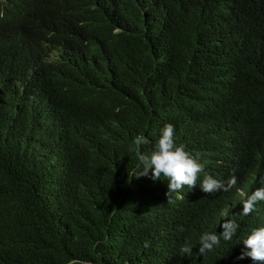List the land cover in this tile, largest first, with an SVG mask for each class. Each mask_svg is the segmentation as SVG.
<instances>
[{"label": "trees", "instance_id": "obj_1", "mask_svg": "<svg viewBox=\"0 0 264 264\" xmlns=\"http://www.w3.org/2000/svg\"><path fill=\"white\" fill-rule=\"evenodd\" d=\"M226 15L248 56L223 64L217 53L229 44L214 23ZM263 17L264 0H0L9 61L26 27L65 120L51 139L56 153L45 154L23 120V77L0 78V264H257L239 258L254 227L241 203L221 213L228 191L199 193L192 218L201 236L234 220L231 241L199 255L201 236L184 221L179 243L192 256L155 252L145 230L169 181L137 177L142 165L129 149L143 135L140 152L150 154L168 123L186 150L203 141L207 162L262 142ZM220 114L235 119L230 138L214 131Z\"/></svg>", "mask_w": 264, "mask_h": 264}, {"label": "clouds", "instance_id": "obj_2", "mask_svg": "<svg viewBox=\"0 0 264 264\" xmlns=\"http://www.w3.org/2000/svg\"><path fill=\"white\" fill-rule=\"evenodd\" d=\"M227 19L226 15L214 23L215 28H221L223 40L229 44L217 53L223 64L226 57L231 58L235 54L241 61L248 56L246 52L241 57L240 52L247 43H237ZM262 21L264 22V17L259 23ZM26 34L25 27L18 37V55L11 61L8 59L6 39L0 34V78L4 83L21 74L23 81L20 80L19 84L22 94L17 98L23 99L27 108L23 120L29 124L30 136L35 139L33 142L42 152L53 156L56 151L51 139L64 131L65 120L55 107L45 87L44 78L38 74L41 58L32 54L26 42ZM240 45L242 46L239 47ZM7 63L11 65L8 66ZM220 115L218 120H214V131L217 134L220 131L221 137L230 138V132L234 129L231 123L235 119ZM174 134V125L168 123L162 129L155 150L150 154L140 152L141 146L147 142L143 135L136 136L134 147L129 149L130 152H136L142 165L137 177H149L154 182L163 177L169 181L167 202L160 212L150 218L145 230L155 245V252L164 256L179 252L181 257H191L193 248L188 243L182 246L180 243L184 221L189 222L190 234L192 229L198 236L202 234L201 226L192 218L196 196L199 193L216 194L228 191L221 213L225 215L241 203L239 208L242 215L249 217L254 225L248 232L250 235L243 240L246 250L242 251L239 258L250 257L257 264H264V139L251 145L246 152H242L241 148L227 147L218 152L211 162H207L202 155L205 152L203 141L198 140L195 148L186 150L184 145L176 144ZM238 228L239 224L234 220H225L221 224L222 231L219 235L215 232H204L200 237L199 255L204 256L218 247L221 238L231 241ZM144 246L149 247V243L145 242Z\"/></svg>", "mask_w": 264, "mask_h": 264}]
</instances>
